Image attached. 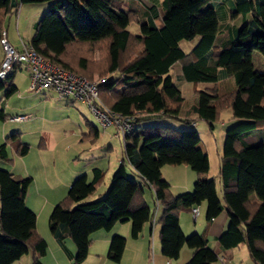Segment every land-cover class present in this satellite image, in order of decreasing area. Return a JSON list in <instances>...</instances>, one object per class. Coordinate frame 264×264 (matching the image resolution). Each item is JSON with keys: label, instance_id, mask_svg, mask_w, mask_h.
<instances>
[{"label": "trees", "instance_id": "obj_1", "mask_svg": "<svg viewBox=\"0 0 264 264\" xmlns=\"http://www.w3.org/2000/svg\"><path fill=\"white\" fill-rule=\"evenodd\" d=\"M11 1L0 0V37L6 31L7 18L18 11L19 4L14 1L13 8ZM161 1V7L141 10L133 0H21L23 5H50L35 25L29 46L54 67L98 83L101 104L133 126L127 135L110 127L122 138L125 158L113 172L106 194L88 200L104 185L105 171L95 168L91 178L86 174L78 177L51 213L50 233L64 249L66 239L74 243L73 264L87 260L92 235L99 231L110 232L118 224L130 223V236L137 240L145 224L153 221L145 198L148 188L155 206L163 208L159 238L168 261L179 260L187 245L192 250L187 264H226V258L209 246L203 234L186 236L181 229V212L192 213L205 203L208 222L224 210L228 214V226L218 239L222 250L247 245L252 262L264 264V142L257 140L264 136V128L258 129L264 124V71L254 62L255 52L264 57V0H224L223 9L229 10L224 6L229 2L231 18L242 19L243 26L230 27V33L223 34L222 16L211 6L213 0ZM140 18L146 19L141 33L133 35L128 27ZM196 40L189 52L180 47ZM219 40L220 49L216 47ZM259 58L258 67H263ZM176 64L186 82L195 87L212 85L194 90L197 102L192 106L171 75ZM14 71L7 86L0 80L6 98L17 92L12 83ZM113 73L119 74L118 79L111 78ZM227 77L234 79L236 88L223 93L219 83ZM191 111L211 130L226 111L237 122L227 129L220 162L222 198L215 178H208L209 155L198 132L149 123L152 119H179ZM0 118L6 119L3 112ZM185 122L196 124L192 119ZM89 124L88 135L97 139L98 129ZM41 144H45L43 139ZM9 146L20 157L30 152L21 133H15L0 144V161L9 160ZM127 163L139 182L128 178ZM182 165L197 179L191 192L174 196L162 170ZM32 182L31 177L0 169V264H15L29 253L32 264H44L42 259L48 254V242L37 230V215L26 205ZM126 243L123 236H113L108 250L111 262H121Z\"/></svg>", "mask_w": 264, "mask_h": 264}, {"label": "rangeland", "instance_id": "obj_2", "mask_svg": "<svg viewBox=\"0 0 264 264\" xmlns=\"http://www.w3.org/2000/svg\"><path fill=\"white\" fill-rule=\"evenodd\" d=\"M161 2V0H133V3H135L141 10L145 9L146 7H151V5L161 7ZM41 5L44 4L26 5L28 6L26 7V9H35V7H41ZM212 5L218 12L219 5L217 4V2L213 1L211 3V6ZM224 6L229 9L230 13L228 14L227 19L220 17L222 34L230 33L228 30L230 27L241 28L243 26L242 19L231 18L232 11L230 6L232 5L229 2H225ZM41 18L42 17H40V19ZM27 19L28 16L26 14H21L20 11L19 14L13 15L11 17V24L9 25L8 20L5 26L11 35L18 37L16 30L17 22L20 20L25 21ZM40 19L38 18L37 22H39ZM145 20V18L142 20L140 18L138 22H132L128 27V31L133 35H139L141 33L140 26L143 22H145ZM158 21L160 22V20ZM187 43L189 42H184L183 47L187 46ZM216 47L218 49L222 47L220 46V40L217 43ZM258 57H260L259 59H262L263 67H258ZM254 62L259 70L264 71V57L259 52H255ZM25 75V73H23V75L19 74L18 81L22 80ZM171 75L174 76L176 75V73L172 72ZM118 77V73H113L111 75V78L115 80L118 79ZM175 82L176 85L182 90L187 103L191 106L195 104L197 102L195 92L193 91V87L195 85L193 86V84L185 81L180 82L176 78ZM3 84L7 85L8 81H4ZM19 85L21 88L20 94H15L10 98H6L5 90L0 88V113L5 107L7 110L5 114L9 117L4 121L0 118V144L3 143L7 137L15 133H21L20 128H22V130H25V127L32 123V121L37 123V127L33 132L22 131L24 132V141L28 142L31 145L30 153L25 157H20L16 152V148H14L13 146H9V160L0 161V169L13 172V174H15V176L17 175L18 177H32L35 187L32 190V187H30L29 189V192L31 191L30 194H32L36 193V190H34L36 189V186L43 185L47 180L53 182V180H55L57 176L60 177L63 174V171L67 168H73V166H75L81 169H89V161L82 160L87 158L95 160L96 163L94 165L96 166L104 165V169H107L108 166L111 167V171L110 173H108V177L106 179L107 181H105V183H108L109 177L112 176L110 174H113L114 170H116L120 164L118 162L125 158L122 138L119 137L111 139L107 135L105 137L100 136L99 138L93 140H91V138L84 139V141L81 142L82 138H84L87 133H89L87 123H90L99 128L97 119L93 116L86 105L78 103L74 105L73 108L68 107L66 106L65 102H62L55 96H51L53 94L42 97L41 95L35 94V92H27L26 88H24L25 83H19ZM219 85L221 92L223 93L229 92L230 90L236 88L234 79L232 77L223 78L220 81ZM196 88L198 89V91H201L200 89H202V86L199 85L198 87L196 86ZM16 116L26 117V119L24 121H21V123H12L10 120L11 117ZM28 116L31 117L30 120H27ZM186 119H192L196 122V124L191 125L189 123H186ZM149 123L151 124V126H168L177 130L191 129L197 131L202 139V147L209 155L211 170L208 178H215L217 185H220L218 173L226 139V132L227 129L237 124L236 120L232 118L231 111H226L221 115L220 119L213 124V130L210 129L209 124L206 121L201 120L197 118L195 114H192V111L184 112L179 119H152L149 121ZM261 128H264V124L260 125L258 129ZM111 132H113V129H109V133ZM42 139L44 140L45 145L48 147V151L46 152L38 148ZM257 140L258 142L263 143L264 136L258 137ZM81 155H83L84 158L81 157ZM170 167L171 166H166V169H170ZM126 170L128 178L130 180L135 182L138 181V177L135 176L133 170L131 169V166H129L128 163L126 164ZM104 187L105 186H103L102 189H104ZM150 195H152L151 191L148 188H145V196L147 197L146 201L151 207L152 216L154 219L156 204L154 200L149 199L151 197ZM47 208H51V206L49 205ZM54 208L52 207V212ZM37 210L38 211H36L35 214L40 217V224H44L42 223V221H45V226L47 224V230L50 233L48 224L50 218V214L48 213L49 209H47V211L45 212H41L40 209ZM122 236L125 238L124 235ZM128 242V245L126 243L127 251L125 257L121 260L120 263L113 262L111 264H160V259H166L161 254V248L160 256H157L158 253L156 248L159 243L156 244L154 243V241H150L148 252L146 251V243H143V245L140 244V248L144 250V253L138 254L139 256H141V259L139 260L135 258L136 255L134 253L129 251L132 248V245L136 243L135 240H132V238H130ZM70 243L73 242L70 241ZM183 249L189 251V247L187 245ZM247 249V245H242L240 247V250H238L237 257L241 258L245 262L244 264H246V262L249 264H253ZM48 253H50L49 264H55L54 256H57V254L53 252L52 245H50V247L48 248ZM65 261H68V255H66ZM165 261L168 260L166 259ZM60 262H62V260H60ZM188 262L189 260L182 263V260L179 259L171 261L170 263L187 264ZM163 264L166 263L163 262Z\"/></svg>", "mask_w": 264, "mask_h": 264}, {"label": "crops", "instance_id": "obj_3", "mask_svg": "<svg viewBox=\"0 0 264 264\" xmlns=\"http://www.w3.org/2000/svg\"><path fill=\"white\" fill-rule=\"evenodd\" d=\"M15 1L19 4L17 14H19V12L21 11V14H26L28 16V19L25 21L20 20L17 22L16 30H17L18 37L11 35L5 26L8 20H9L8 21L9 25L11 24V22H12L11 17L13 15H16V14H12L11 16H9L7 18L6 22L3 25V29L6 30V32H7L9 43L16 49H22L23 45H30V42H31L33 35H34V28H35V25L37 24L38 18L40 19V17H42V15L44 13L48 12L50 5H49V3H45L44 5H41V7H35V9H26V7H28V6H26L25 4L24 5L21 4V0H15ZM213 1L217 2V4L219 5L218 14H220L222 17H227L229 10L223 9L222 4H221L224 0H213ZM228 1L231 3L233 2V0H228ZM196 43H197V40L192 41L190 43H187L188 45L185 47H183L184 43H181L180 47L184 51L189 52L196 45ZM3 58H4V52H3L2 47L0 46V65L3 61ZM172 72L176 73V75L173 76L174 81H175V78L180 82L185 81L183 79L182 70H181V67L179 64H176L173 67ZM23 73L26 74L24 77L25 79L23 78L22 80L18 81V75L19 74L23 75ZM13 74L14 75L12 78V83L17 88V92L15 94H18V95L20 94L21 88H20L19 83H25L24 88H26L27 92L30 91L29 90V72H28V70L19 67V69H16ZM7 85H5V86H7ZM201 86H202V89H200V90L208 89V88L212 87V85H204V84H201ZM195 89H196V87L194 86L193 91ZM4 90L6 92V88ZM181 92H182V90H181ZM35 94L41 95L42 97H46L47 95L53 94L51 96H55L57 99H59L56 96V94L51 92V91H42L40 93H35ZM10 97H8V98H10ZM59 100H61L62 102H65L66 106L72 107V108L74 107V105H76L78 103L85 105L84 103L74 99L73 97L62 98ZM6 111L7 110L4 107L2 112L6 116V118H9L5 114ZM16 117H19V116H16ZM16 117H11V119H10L11 122L12 123H21V122L13 120V118H16ZM30 119H31V117L28 116L27 120H30ZM87 125H88V123H87ZM36 127H37V123L32 121V123H30L27 127H25V130H22V128H20L21 138L23 139V135H24L25 131L33 132L36 130ZM87 127H88V131H89L90 128H89V126H87ZM96 128L99 131V137L100 136L105 137L108 135L109 138H111V139L118 138L114 128H110V129H113V132H111V133H109V129H108V131L106 130L107 133H106V131H103L101 129L100 125H99V128L98 127H96ZM22 131H24V132H22ZM88 134L89 133H87V135L84 138H82L81 142H83L84 139H90L91 138V136ZM83 136H84V134H83ZM22 141L31 147V145L28 142L24 141V139ZM41 145L42 144L40 143L38 146L39 149H42L44 152L48 151L47 150L48 147L45 144L42 146ZM81 157H83V155H81ZM77 160H78V158H77ZM82 160L89 161V169H81V168H77L75 166H73V168H67L66 170L63 171V174L60 177L57 176V178L55 180H53V182L47 180L43 185L36 186V189H34V190H36V193L30 194L31 191L29 192V190H28L29 193L27 194V197H26L27 207L30 210H32L34 213H36V211H38L37 209H40L41 212H45V211H47V209H49L48 213L51 215L50 212H52L51 211L52 207L54 208L61 200H63L67 196L71 184L78 177H80L84 174L88 175L91 178L92 171L95 168H99V169L106 172L105 181H107L106 179L108 177V173H110V171H111L110 166H108L107 169H104L105 168L104 165L103 166L99 165V164H98L99 166L94 165L96 163L95 160L87 159V158L82 159ZM123 160H121L118 163L121 164V162ZM116 167H117V165H116ZM110 175H112V174H110ZM162 175H163V178L167 182L170 183V185L172 187V193L174 194V196H179L180 194H183L185 192H191L194 189V184H195L196 179H197L195 173H193V171L187 165L171 166L170 169H166V167H164L162 170ZM19 177H21V176H19ZM110 181H111V176L109 177L108 183H104L105 184V185H103V186H105L104 189H102V187H103L102 186L98 190V192L94 196L90 197L88 200L93 201V200H96V199L103 197L109 188ZM33 182H32V185L30 186V187H32L31 190L33 188H35ZM219 187H220V185L218 186V188ZM220 188L218 189V193H219L220 198H222V192H221ZM34 190H33V192H34ZM150 196L151 197L149 199L153 200V194ZM145 198L147 200L146 196H145ZM204 204H202L199 207V214L196 218H194V216L192 215L190 210H188V211L186 210V211L181 212V214H180V226H181L182 231L184 232V234L186 236L191 235L193 233L203 234L206 237V239L208 240L209 246L213 250H215L219 254L220 257L226 258V264H244L245 262L241 258L237 257L238 250H240V248H237L234 250H229V251H224V250H222V248L220 247V244L218 242L219 237L226 230L228 223H229L228 214H227L226 210H224L217 219H215L212 222H208L207 217H206L207 207H206V204H205V206H204ZM49 205L51 206V208H47ZM155 209H156V212H155L153 221L145 224L140 238L135 240L136 243L133 244L132 248L129 250L130 252L134 253L136 255L135 258H137L139 260L141 259V256H139L138 254L144 253V250H142L140 248V246L143 245V243H146V246H147L146 251L148 252V249L150 247V241H154V243H156V244L159 243L156 250L158 253L157 256H160V248H161V243H160V238H159V236H160V225L158 224V221L161 217L163 208L159 205ZM42 223H44V224H42V225L40 224V217L37 215L38 233L42 237H44V239L47 240L49 247H50V245L53 246V252L57 254V256H54L55 264H73L72 258L76 255L75 245L73 243H70L71 240L68 238L65 241L66 249L62 248L60 246V244L54 239V237L47 230V224L45 226V221H42ZM46 223H47V221H46ZM48 224H49V222H48ZM130 233H131V224L125 223V224L116 225V227L110 232L99 231V232L93 234L92 235V244H91L90 250H89V255H88V258L84 264H111V263H113L108 259V250H109L111 239L115 235H120V236L124 235L125 238L127 239V245H128V243H129L128 241L131 238ZM188 250L189 251L183 249L181 252L180 260H182V263L190 260V258L192 256V250L191 249H188ZM126 251H127V247L125 248L123 258L126 255ZM49 254L50 253H48V255H46L42 259L44 264L50 263L49 262ZM68 254H70V255H68ZM161 254H162V249H161ZM66 255H68V261L67 262L65 261ZM60 260H62V262H60ZM165 260L166 259H160V264H163V262L166 264H172V263H170L171 261H165ZM32 261H33V255H32V253H29L28 255L24 256L20 261L16 262L15 264H32ZM143 264H146V263H143ZM246 264H249V263L246 262ZM253 264H255V263H253Z\"/></svg>", "mask_w": 264, "mask_h": 264}, {"label": "built area", "instance_id": "obj_4", "mask_svg": "<svg viewBox=\"0 0 264 264\" xmlns=\"http://www.w3.org/2000/svg\"><path fill=\"white\" fill-rule=\"evenodd\" d=\"M0 46L4 52V58L0 65V80L6 81L15 70V67L25 68L30 74L29 90L40 93L44 90H52L59 99L73 97L84 103L105 130L110 127L122 134L131 133L133 126L129 119L123 120L107 107L101 104L96 82L91 83L87 79L75 75L69 71L54 67L44 61L29 45H23L22 49L14 48L8 41L4 31L0 37ZM26 117L13 118L14 121H24ZM192 214L196 218L198 209H193Z\"/></svg>", "mask_w": 264, "mask_h": 264}, {"label": "water", "instance_id": "obj_5", "mask_svg": "<svg viewBox=\"0 0 264 264\" xmlns=\"http://www.w3.org/2000/svg\"><path fill=\"white\" fill-rule=\"evenodd\" d=\"M15 0H12V7L15 8L16 7V4L14 3Z\"/></svg>", "mask_w": 264, "mask_h": 264}]
</instances>
